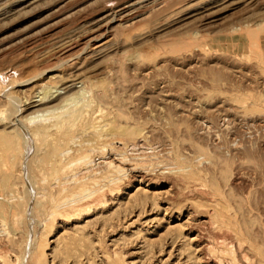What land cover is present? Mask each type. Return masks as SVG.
<instances>
[{
  "label": "rangeland",
  "instance_id": "374dc122",
  "mask_svg": "<svg viewBox=\"0 0 264 264\" xmlns=\"http://www.w3.org/2000/svg\"><path fill=\"white\" fill-rule=\"evenodd\" d=\"M200 209L264 264V0H0V264H158Z\"/></svg>",
  "mask_w": 264,
  "mask_h": 264
},
{
  "label": "bare ground",
  "instance_id": "6f19581e",
  "mask_svg": "<svg viewBox=\"0 0 264 264\" xmlns=\"http://www.w3.org/2000/svg\"><path fill=\"white\" fill-rule=\"evenodd\" d=\"M66 42V41H65ZM72 44V43H71ZM64 45V44H63ZM65 46V45H64ZM63 47V46H62ZM66 48V50L64 51V52H67L68 53V51H69V49H67V48H69V46L68 47H65ZM79 52V51H78ZM72 58V57H71ZM34 106V105H33ZM83 108V107H82ZM75 113H80V111H74ZM71 113H73V111L71 112ZM70 113V114H71ZM74 113V114H75ZM76 115V114H75ZM37 116H32V117H28V120H29V122L30 121H32V120H34L35 118H36ZM73 117V116H72ZM38 118V117H37ZM38 119H40V118H38ZM72 120H74V119H72ZM33 122H35V121H33ZM32 122V123H33ZM31 123V124H32ZM58 123H60V122H58ZM62 123H63V121H62ZM98 123V122H97ZM30 124V123H29ZM65 124V123H64ZM100 124V123H99ZM107 124V123H106ZM56 125V124H55ZM54 125V126H55ZM58 125V124H57ZM63 125V124H62ZM68 125H69V123H68ZM82 125V124H81ZM64 126V125H63ZM100 126H102V128H103V126L104 125H100ZM108 126V125H107ZM60 127H62L61 126V124L58 126V128H60ZM66 127V126H65ZM99 127V126H98ZM51 128V127H50ZM54 128V127H53ZM55 128H57V127H55ZM101 128V127H100ZM99 128V129H100ZM63 129H64V127H63ZM88 129L89 128H87L86 130L88 131ZM93 132L95 131V130H93L92 128H90ZM103 130H106V128H104ZM42 131V130H41ZM40 131V132H41ZM90 131V130H89ZM89 131H88V133H89ZM56 132V131H55ZM84 132V131H83ZM82 132V133H83ZM91 132V131H90ZM101 132H102V130H101ZM105 132V131H104ZM108 132V131H107ZM85 133V132H84ZM97 133H99V131H97ZM92 134V133H91ZM103 133H101V135H102ZM52 135V134H51ZM86 135V134H85ZM92 135H94V134H92ZM96 135V134H95ZM99 135V134H98ZM97 135V136H98ZM104 135V134H103ZM36 136V135H35ZM55 136V135H54ZM53 136V137H54ZM52 137V136H51ZM96 149H97V147H96ZM101 149V148H100ZM80 160V159H79ZM78 161V160H77ZM81 162V161H80ZM106 162V161H105ZM107 162H109L108 163V165H107V167H108V169H107V172H106V174H104V175H102V178L104 179V180H109V178H112V177H110L111 175H113V173H115V172H119V171H122V167L124 166L123 164H124V162H122V161H116V160H109V161H107ZM116 162V163H115ZM123 163V164H122ZM76 164V163H75ZM126 164V163H125ZM121 165H123V166H121ZM133 170V169H132ZM123 172H124V170H123ZM122 172V173H123ZM118 174V176L120 175V173H117ZM182 174V173H181ZM132 175V174H131ZM134 175V174H133ZM116 175H114V177H115ZM101 178V177H100ZM189 178V177H188ZM188 178H186V179H188ZM114 179V178H113ZM184 179V178H183ZM101 180L102 179H99L98 181V183L100 184V182H101ZM116 180V178L114 179V181ZM118 180V179H117ZM185 180V179H184ZM183 180V181H184ZM103 181V180H102ZM113 180H111V182H110V184L112 183V182H114ZM189 181V180H188ZM104 182V181H103ZM106 183H107V181H105ZM138 182V181H137ZM106 183H105V185H106ZM197 183V182H196ZM102 184V183H101ZM108 184V183H107ZM180 184V183H179ZM87 185V184H86ZM95 186V185H94ZM116 186V185H115ZM92 187V186H91ZM114 188V187H113ZM178 188V187H177ZM200 188V187H199ZM72 189V188H71ZM80 189V188H79ZM91 189H93V188H91ZM91 189L89 188H87V189H84L83 188V190L82 191H77V192H73V193H71L70 194V196H73L74 198H76V201L78 202L77 204L75 203V207H72L71 209L72 210H80V209H82L83 207H86V206H88V205H95V207H98V206H96V204L98 205V203H97V201L98 200H102V201H104V200H108V201H110L109 199H111L112 200V198H114L115 196H116V194H114L113 193V189H110L108 186L106 187H102L101 188V190H99L98 189V191L96 190V192L95 193H93V195H90V191H91ZM94 190V191H95ZM136 190H140V188H137ZM74 191H76V190H74ZM194 191V190H193ZM204 191V190H203ZM93 192V191H92ZM193 193H195V192H193ZM69 194V193H68ZM208 194V193H207ZM197 195H198V193H197ZM209 197V196H208ZM203 198V197H202ZM80 199V200H79ZM68 200H70V199H68ZM210 200V199H209ZM75 201V200H74ZM75 201V202H76ZM98 202H100V201H98ZM107 202V201H106ZM106 202H104V203H106ZM214 202V201H213ZM209 204V203H208ZM213 204V203H212ZM93 205V206H94ZM99 205H100V203H99ZM103 205V204H102ZM165 205V206H164ZM164 205H163V208H162V211L164 212V215L167 213V208H168V203H164ZM216 206V205H215ZM60 207V206H59ZM80 208V209H79ZM87 208V207H86ZM98 209V208H97ZM209 209V208H208ZM191 210V209H190ZM198 210V209H197ZM201 210V209H200ZM210 210V209H209ZM202 211V210H201ZM212 211V210H211ZM75 212V211H74ZM203 213H200L197 217H195L196 215H194V216H190V214H191V212L190 213H187L186 214V217H185V220L184 221H179V223H184L183 224V231L182 232H180L179 233V235L176 237V238H173V239H171V240H169V243H171L170 245H171V248L168 250V251H166L165 252V254L162 256V253L161 254H159V255H161L162 257L159 259V261H158V264H186V262H187V260H188V258H190V257H186V255L184 256L183 254H182V250H184V249H182V248H178L177 249V247H179V243H178V240L180 239V238H185V240H186V242H189V241H191L192 243H193V246H192V249H193V251H196L197 252V255L195 256V260L194 261H198L199 262V264H226V263H224V262H221L220 260H217L215 257H214V255L215 254H211V253H209V249H208V246L206 245V242H202V240L200 241V238H199V233H201V232H198V230H197V225H199V223H201L202 225L203 224H206V225H208V227H210L209 226V216H210V214L212 215V216H214L212 213L213 212H210V214L207 212V211H205V209H204V211H202ZM215 212V211H214ZM75 213H77L78 214V212H75ZM209 214V215H208ZM55 215V214H54ZM67 215H69V214H67ZM73 215V214H72ZM71 216V215H70ZM56 218H58V217H55V219ZM59 218H60V216H59ZM178 218V217H177ZM214 218H216V217H214ZM103 219V218H102ZM147 219V218H146ZM219 219V218H218ZM59 220V219H58ZM179 220V219H178ZM177 220V221H178ZM61 221H62V218H61ZM216 222H219V220L218 221H216ZM141 223V222H140ZM148 223H150V220H145V221H143L141 224H143V225H148ZM211 223V222H210ZM173 225V224H172ZM180 225V224H179ZM178 225V226H179ZM130 226V225H129ZM205 226V225H204ZM204 226H202V228L200 229V230H203V229H205L204 228ZM199 227H201V226H199ZM206 227V226H205ZM212 227V226H211ZM214 227V226H213ZM176 228V227H175ZM180 229V228H179ZM207 229V228H206ZM147 231H148V229H146ZM150 231H151V229H150ZM209 232V231H208ZM221 232V231H220ZM204 233V232H203ZM214 233V232H213ZM222 233V235H221V238L223 237L224 238V240L226 239V242H228V240L227 239H229L230 238V235H229V233H228V231H224V229H223V232H221ZM206 235V234H205ZM214 235V234H213ZM218 236L220 235V233L219 234H217ZM167 236V235H166ZM201 236V235H200ZM202 236H204L203 234H202ZM217 236V237H218ZM208 237V236H207ZM215 237V236H214ZM187 238V239H186ZM204 238V237H203ZM213 238V237H212ZM220 238V237H219ZM231 239V238H230ZM183 240V239H182ZM182 240L180 241V242H182ZM184 240V241H185ZM206 241H209L210 242V240H206ZM216 241V240H215ZM220 241V240H219ZM209 242H207V243H209ZM211 242H213V241H211ZM216 242H218V241H216ZM223 241H221V243H222ZM225 242V241H224ZM214 243V242H213ZM220 243V242H219ZM218 243V244H219ZM232 243V242H231ZM212 244V243H211ZM217 244V243H216ZM223 244H225V243H223ZM238 244V243H237ZM0 245H1V243H0ZM3 245V244H2ZM2 245L0 246V247H2ZM145 245V244H144ZM210 245V244H209ZM220 245H222V244H220ZM210 246H212V245H210ZM209 246V247H210ZM216 247L218 246V245H215ZM228 246L230 247V242H229V244H228ZM238 246H239V244H238ZM212 247H214V246H212ZM220 247V246H219ZM219 247H218V249H219ZM224 247H226V246H224ZM223 247V248H224ZM232 247V246H231ZM237 247V246H236ZM240 247V246H239ZM4 249V248H3ZM240 248H238L237 250H239ZM216 250V249H215ZM219 250H221V249H219ZM162 251V250H161ZM165 251V250H164ZM211 251H213L212 250V248H211ZM229 251V250H228ZM227 251V252H228ZM241 250H239V252H240ZM220 252V251H219ZM222 252H225V251H222ZM236 252H238V251H236ZM194 253V252H193ZM229 253V252H228ZM221 254H223V253H221ZM225 255H226V252L224 253ZM239 254V253H238ZM158 255V256H159ZM195 255V254H194ZM228 256H230L229 254H227ZM222 257V256H221ZM243 257V256H242ZM159 258V257H158ZM226 258V257H225ZM221 259V258H220ZM243 259V258H242ZM222 261H224V256H223V260ZM226 261V260H225ZM231 261V260H230ZM150 262V261H149ZM190 262V261H189ZM227 262V261H226ZM78 263V262H77ZM155 263V262H154ZM196 263V262H195ZM227 263H229V261L227 262ZM231 263V262H230ZM187 264H188V262H187Z\"/></svg>",
  "mask_w": 264,
  "mask_h": 264
}]
</instances>
